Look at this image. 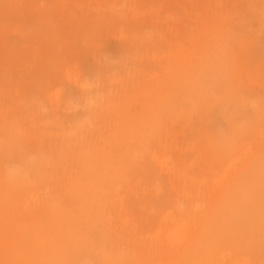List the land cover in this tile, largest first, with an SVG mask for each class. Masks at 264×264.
<instances>
[{"label":"rangeland","instance_id":"obj_1","mask_svg":"<svg viewBox=\"0 0 264 264\" xmlns=\"http://www.w3.org/2000/svg\"><path fill=\"white\" fill-rule=\"evenodd\" d=\"M157 1L0 0V264H36L38 254L66 249L41 242L36 252L40 224L20 206L28 185H6L5 172L26 171L44 202L99 153L107 168H124L118 155L127 150L145 168L132 165L96 186L95 205L84 209L96 236L82 234L75 260L89 252L94 264H194L202 255L200 264H222L225 254L223 264H264L263 236L251 248L218 227L232 189L264 153V0H163L161 28ZM81 80L91 83L95 109ZM116 191L135 230L113 208ZM239 200L238 211L250 207ZM37 209L42 218L49 212ZM168 211L190 214L191 229L172 251L164 244L149 254L159 227L174 230Z\"/></svg>","mask_w":264,"mask_h":264},{"label":"bare ground","instance_id":"obj_2","mask_svg":"<svg viewBox=\"0 0 264 264\" xmlns=\"http://www.w3.org/2000/svg\"><path fill=\"white\" fill-rule=\"evenodd\" d=\"M162 4L165 5L163 0H158L156 6H154V8H152L153 14L155 13V18H160L159 14H160ZM137 10H138V6L136 5V3H131V7L129 10L131 13V16L132 15L134 16V14H137ZM148 11L150 12L151 10L149 9ZM157 20H159V24L157 23L156 25H159L158 27L161 28L160 25H163L165 23V21H162L161 18L157 19ZM155 21H156V19H155ZM156 38H157V36H156ZM66 72L69 74L71 72L70 68H66ZM77 75H78L77 71H75L74 77L76 78ZM81 87L82 88L80 90H82L81 92L83 93V99L86 102V105L88 107H91L92 105H94V109H95V104L97 102H93L92 99L88 98L92 94L90 92L91 83H89L86 80H81ZM93 112H94V110H93ZM73 130H74V128H71L67 132V134L72 133ZM67 137H69V135ZM117 142H115V143L118 145H121L120 143H117ZM119 142H121V141H119ZM112 148H113V146H112ZM112 148H111V150H112ZM117 150L120 151V149H118V148H117ZM119 151H117L118 153L116 152L115 155L119 154ZM127 151H125L124 153L121 152L122 155L126 159L123 158L122 155H120L121 153L118 155V161L121 165H124V168L121 167L122 169H119V171H116V172L113 171L112 167H110V168L106 167V163H108V161L110 160L109 158L107 159V156L104 157V154H106V152L103 154L99 153L100 155H103V158H102V156L99 157V154H98V157L101 159H99V158L95 159L94 163L92 165L91 164L90 165L88 164L85 166L82 165V169L79 172V176L77 177L75 184L70 185L65 190H58L57 194L52 193V192L48 193V196H46V200L44 202H42L41 199H38L39 194L36 193V190L31 189L32 187L31 188L28 187L30 185H33V182L30 180L29 175L26 171L19 170V171H11L10 173L5 172V176H6L7 181H8V182H6V185L7 184L11 185L13 183H16L15 185H18V187L21 186L22 184H24V186L28 185L27 188L25 189V193H24L23 197L21 196V198L20 197L19 198L21 201L20 202L21 209L23 211L25 210V212L28 215L30 214L29 219L32 221L36 220L40 224V226L37 230V233H36V242H38V247L36 248V252H38L40 250L41 242L42 243H48V244L54 243V245L56 244V246H54L55 248L57 246L60 247L62 243H65L64 246H61L63 248L66 247V249L62 250L63 252L61 250H60L61 253H60V251H59V253L58 252L53 253L51 251V255L53 257L49 256L50 258L47 259V257H46L44 259V255H42L41 253L38 254V258H36V260H35V262H37L36 264H42L44 261L46 263L44 262L43 264H94L91 261L92 258H91V260L89 259L90 257L88 258L87 254L89 252L87 253V251H86L87 254H85V252H84V256L81 259L78 258L75 260V256L79 253V252H75V249L78 247V245L81 246V244L83 243V241H81L82 239H84V238H82V234L83 233L85 235L88 234V236L90 234V235H92V237L96 236V233L93 234V231H91L92 227L90 226V224L92 221L86 220L88 217L85 218L86 216L84 215V209L89 208L90 206H92L97 201L96 186H100L101 184H106L105 182H108L111 175L113 176V174L116 175L117 172H123L128 167H129L128 170H130L131 169L130 166H132V165H135L137 167L136 169H139L142 171V169H140V168L144 167V166H141L138 162H136V163L131 162L132 161L131 156H128ZM130 151H129V154L131 153ZM79 152L82 155L84 154L83 150H79ZM243 153L244 152H242L240 154H243ZM134 154H135V152H134ZM44 157L42 156L43 159H44ZM86 157H87V155H86ZM111 157L112 156H110V158ZM113 157L115 158L114 155H113ZM239 158H240V156H236L234 158V161L238 160ZM113 159L111 160V162H113ZM259 159H260V162H259L258 166L256 167V169H254L252 172L248 173L246 176V179L240 183H237L235 185V187L232 189V191H233V197L232 198L233 199L231 201L227 202L226 207H225L226 210L230 213L225 212L223 214L222 219H221V224H218L220 232L223 230L225 231V229H226L229 233L236 234L237 238L239 236H241L242 239L247 241L246 242L247 245L251 246V248L259 246L258 244H256L254 242L255 241L254 235H261L264 237V153H263V155H260ZM90 160H91V158H90ZM161 160L162 161L159 162V165L163 168V166L166 165L168 158L166 157V158H163ZM27 161H29V159H26V165L29 164ZM29 165L32 166L31 163ZM232 166H233V164L231 162L227 166V168L229 169ZM143 170H145V169H143ZM95 177H96L98 185L95 184V182H96V181H94ZM246 181L248 183H246ZM108 187H109V185H108ZM108 187H106V188H108ZM113 189L116 190L117 188L114 187ZM186 195L187 194H185L183 197L187 198L188 196H186ZM115 196H116V199L112 200L111 203L114 205L113 208H116L118 210V216H119L120 222L121 223L123 222L124 225L126 226V228H132L135 230L137 226L135 223H133L132 219L127 217V216L123 217V214H125L126 212L123 210V199H122V197H120L118 191H116ZM239 197H240L239 201H241L243 203H249V205H250V207L248 209L244 210L243 212L238 211V209L236 208L235 202H236V199H238ZM101 202L104 204L105 200H103ZM43 206H45L46 208L49 209L47 216H45L44 218L41 217V214H40V213H42L41 210H40L39 214L37 213L38 212L37 210H39L37 208L43 209ZM76 211H78L77 214H76ZM34 212H36V213L34 214ZM189 215H185L184 217H181V218H186V219L183 221H180L181 218L173 217V215L170 211L166 212L164 214V216H165L164 218L169 222L170 226L173 227L172 229H174V230L171 232H170V230H168L167 232L163 233V231L166 230V228L164 226L165 222L162 219L160 221L159 226H162V224H163L164 227L163 228L159 227L156 230L155 238H157V239H155V244H151V245L147 246V248H146L147 253L150 254V253H152V249H155L154 252L156 255L158 250H160L161 248H165L166 245H168L172 251L173 246L179 244V241H175L174 239L178 238L180 231L186 230V229H188L190 231V229H191V222H190ZM249 217H250V220H249ZM79 219L81 221H84V224L82 225V233L79 230V228H80L79 222H78ZM44 220H46V221L43 222ZM42 224H49V228L45 227V230L47 232H45L41 228V227H44V226H42ZM61 227H63V228H61ZM73 233H75L76 237H72ZM166 233L168 234V236L170 238V240H168V241H165L162 239L163 238L162 235L166 234ZM78 237H80V238H78ZM251 237H252V239H251ZM65 238H69L68 241H66L67 239H65ZM164 244H165V246H164ZM48 247H50V246H48ZM54 247H52V248H54ZM263 247H264V241H263ZM59 249H61V248H59ZM166 249H167V247H166ZM98 250L100 252L103 251L102 248H101V250H100V248H98ZM169 252H170V250H169ZM101 253H103V252H101ZM224 255L225 254H222L219 257V259L222 260V264H223V260L225 259ZM118 258H119V260H121L122 254H120ZM241 261H242V263H239V264H246L247 263V260L241 259ZM203 262H204V258L202 257V255H197L196 258H194V264H198V263L200 264ZM96 263L97 264H105L104 262H100L99 260L96 261Z\"/></svg>","mask_w":264,"mask_h":264}]
</instances>
